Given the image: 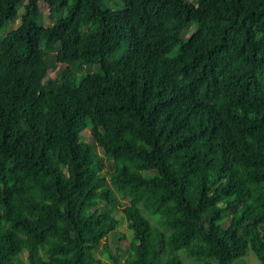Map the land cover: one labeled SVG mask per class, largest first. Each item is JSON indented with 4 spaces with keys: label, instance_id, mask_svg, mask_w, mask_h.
<instances>
[{
    "label": "trees",
    "instance_id": "16d2710c",
    "mask_svg": "<svg viewBox=\"0 0 264 264\" xmlns=\"http://www.w3.org/2000/svg\"><path fill=\"white\" fill-rule=\"evenodd\" d=\"M97 249L264 264V0H0V264Z\"/></svg>",
    "mask_w": 264,
    "mask_h": 264
},
{
    "label": "rangeland",
    "instance_id": "374dc122",
    "mask_svg": "<svg viewBox=\"0 0 264 264\" xmlns=\"http://www.w3.org/2000/svg\"><path fill=\"white\" fill-rule=\"evenodd\" d=\"M40 7H41V13L39 15V23L43 26L49 25L52 21V18L48 16V9H47V5L44 3H40ZM22 8L19 7L18 9V13L17 16L15 18V20L9 24V26H13L15 27L18 24V18L22 13ZM192 28V24L188 25L186 28H184L182 30V36L183 38H187L190 30ZM94 68H96V65H90V66H85L84 69L87 70H93ZM79 135L82 136L83 133L82 131L79 132ZM85 140H89V138L87 136L84 137ZM99 150V148H97ZM109 182V181H108ZM110 183V182H109ZM111 184V183H110ZM142 213L144 214V216L148 219H150V221L154 224H157L156 217L155 215H151L149 214L146 210L141 208ZM117 228L119 229V231L124 232L125 237L121 239L120 241V245L122 247L126 246V244L128 243V240L130 239V237L133 234V231L131 229L128 228L127 222L124 219V217L122 215H118V223H117ZM96 253L105 261H108V264H110V261L106 255V252L103 253H99L98 249L96 251ZM165 254V253H164ZM164 254H162V259L164 257ZM178 255L180 256V259L185 263V264H199V261L194 260L191 257H187L184 253L182 252H178ZM22 256H25V253H22ZM123 257V256H122ZM158 264H162V262H158ZM238 264H259V260L257 258V256L250 250L248 249L244 255L241 256V258L239 259V263Z\"/></svg>",
    "mask_w": 264,
    "mask_h": 264
}]
</instances>
